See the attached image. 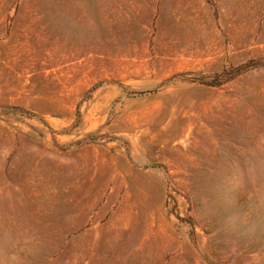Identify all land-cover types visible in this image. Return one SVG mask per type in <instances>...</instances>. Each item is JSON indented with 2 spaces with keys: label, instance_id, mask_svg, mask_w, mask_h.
I'll use <instances>...</instances> for the list:
<instances>
[{
  "label": "rangeland",
  "instance_id": "rangeland-1",
  "mask_svg": "<svg viewBox=\"0 0 264 264\" xmlns=\"http://www.w3.org/2000/svg\"><path fill=\"white\" fill-rule=\"evenodd\" d=\"M0 264H264V0H0Z\"/></svg>",
  "mask_w": 264,
  "mask_h": 264
}]
</instances>
